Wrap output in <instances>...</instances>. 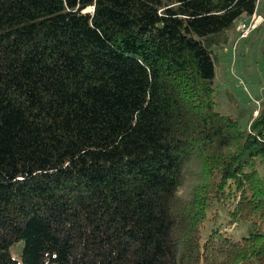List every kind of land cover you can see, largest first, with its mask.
<instances>
[{
    "label": "trees",
    "instance_id": "1",
    "mask_svg": "<svg viewBox=\"0 0 264 264\" xmlns=\"http://www.w3.org/2000/svg\"><path fill=\"white\" fill-rule=\"evenodd\" d=\"M258 7L0 0V264H264V106L214 95Z\"/></svg>",
    "mask_w": 264,
    "mask_h": 264
},
{
    "label": "rangeland",
    "instance_id": "2",
    "mask_svg": "<svg viewBox=\"0 0 264 264\" xmlns=\"http://www.w3.org/2000/svg\"><path fill=\"white\" fill-rule=\"evenodd\" d=\"M255 15L261 21L247 38L239 39L233 29L228 33L227 44L214 50L216 110L236 120L239 126H248L264 106V0H259ZM241 20L244 23L246 19ZM218 216L217 226L226 235L234 240L246 236V224L227 226L225 211H220ZM21 247L19 243L10 249L13 258L20 259Z\"/></svg>",
    "mask_w": 264,
    "mask_h": 264
},
{
    "label": "built area",
    "instance_id": "3",
    "mask_svg": "<svg viewBox=\"0 0 264 264\" xmlns=\"http://www.w3.org/2000/svg\"><path fill=\"white\" fill-rule=\"evenodd\" d=\"M260 21L261 19L254 14L248 23L239 22L236 28L239 39L247 38V36L257 27Z\"/></svg>",
    "mask_w": 264,
    "mask_h": 264
},
{
    "label": "bare ground",
    "instance_id": "4",
    "mask_svg": "<svg viewBox=\"0 0 264 264\" xmlns=\"http://www.w3.org/2000/svg\"><path fill=\"white\" fill-rule=\"evenodd\" d=\"M90 10V9H89Z\"/></svg>",
    "mask_w": 264,
    "mask_h": 264
}]
</instances>
